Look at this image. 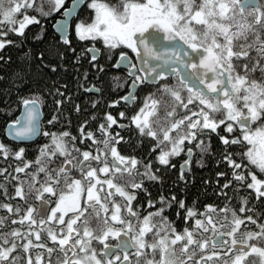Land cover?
I'll use <instances>...</instances> for the list:
<instances>
[{
    "label": "snow or ice",
    "instance_id": "1",
    "mask_svg": "<svg viewBox=\"0 0 264 264\" xmlns=\"http://www.w3.org/2000/svg\"><path fill=\"white\" fill-rule=\"evenodd\" d=\"M84 3L93 10L87 16L78 11L82 0H0V49L23 46L26 28L40 24L31 36L39 46H29L19 66L0 73V116L6 121L0 139V229H6L0 231V264H264V222L259 213L245 215L252 211L249 195H239L254 190L264 201V0ZM48 27L51 37L41 43ZM73 31L80 40L102 41L105 51L93 43L77 52ZM117 51L115 63L125 74L107 79L111 89L126 91L107 104L135 111L93 112L74 134L65 109L74 94L65 92L67 84L49 87L48 73L67 70L66 60L77 66L87 60L99 80L112 61L102 64L97 57ZM88 75L85 68L83 78ZM90 88L103 91L96 84ZM140 89L146 92L136 107ZM102 102L103 96L90 101ZM93 119L99 120L95 130L89 127ZM132 125L138 146L145 137L155 141L148 148L153 159L118 149V143H131L121 132ZM213 134L219 152H213ZM34 139L42 142L29 158L27 145ZM181 154L186 158L177 182L184 185L191 183L193 160L201 166L211 154L224 166L214 183L204 181L217 196L228 197L222 207L206 203L198 209L195 200L186 205L183 195L176 203L175 192L152 198L146 182L164 183L154 163L167 167ZM174 203L176 218H170L165 213ZM37 248L46 259L40 252L33 259Z\"/></svg>",
    "mask_w": 264,
    "mask_h": 264
},
{
    "label": "trees",
    "instance_id": "2",
    "mask_svg": "<svg viewBox=\"0 0 264 264\" xmlns=\"http://www.w3.org/2000/svg\"><path fill=\"white\" fill-rule=\"evenodd\" d=\"M109 3L115 2V0H107ZM89 15V12L87 13ZM40 27L37 29L34 26H29L26 28V35L23 37L27 42L23 46L17 47L16 45H13L11 47H5L4 49L0 50V56H10L11 62L4 63L3 61H0V73H7L10 71L13 67L19 66L18 61L25 58L22 56L23 53H25L26 49L31 46L32 48H37L39 45L36 42H33L31 39V36L34 35L37 31H39ZM46 35L43 37L41 43L43 40H47L51 37V29H46ZM9 39H19L20 37H17L15 34H10ZM73 45L75 46V49L77 52H80L81 50H85L84 45H87L86 41H78L73 39ZM117 53V52H116ZM113 56L111 52H109L106 57L100 56L98 61L99 63H102L101 59H108V57ZM104 62V61H103ZM65 63L68 64L67 70L61 69L57 73H48V86L49 87H57L59 85L67 84V88L65 89V92L68 91L73 92L74 99L70 104L65 105V109L69 112H71V128L70 130L75 134L77 132L78 123L82 122L85 119H89L91 117V114L93 112H96L98 114H102L103 111H108L110 108L107 104V100L111 99V97L114 94L115 89L110 88V81L107 79V74H103L99 77V80L94 79V77L97 76V73L95 71H92L88 65L87 60L82 61V63L77 66L75 64H72L70 61L66 60ZM103 64V63H102ZM107 65V64H106ZM110 66V65H107ZM106 66V67H107ZM79 67V72L74 71ZM85 68H89L90 75H88L86 78H83V72ZM47 72V70H45ZM59 77V78H58ZM77 77H81L79 84L80 92L77 93V85L78 80ZM92 84H96L97 87H102L103 91L101 93H94L88 91V87ZM97 96H103V102L99 105L92 106L90 101L93 99H96ZM15 98H13L14 100ZM3 100V97H0V101ZM79 103L81 105V111L79 114L75 112V104ZM17 114V113H16ZM9 118H14L13 116H10ZM6 123L5 118L3 116H0V139H4L3 134V126ZM99 124L98 119L91 120L89 127L92 129H96L97 125ZM221 132V129H220ZM224 133V132H221ZM212 149L213 152H219L221 149L217 148L218 143V137L213 134L212 137ZM132 141L131 139H129ZM41 140H35L33 143L27 145L29 148V151L27 153V156L29 158L34 157V152L31 150L36 145L41 143ZM123 143L119 144V149L122 148ZM133 144V142H132ZM135 148L136 141L134 139ZM131 149L129 146V143H125L124 149ZM1 162V161H0ZM9 164L11 167H14V163L9 161ZM196 167V166H195ZM217 171H225V168L223 165L217 166L214 163V159L211 154H207L205 157V163L201 166H197L196 168H191V183L188 185H184L183 182H177V178L175 174H171L170 171H163L164 176V183L161 185L160 182H155L152 186V189L150 190L152 194V198H155L157 195L160 194L161 191L165 195L170 194L171 192H175L177 194V201L178 203L179 197L183 195L186 200V205H190L193 203V201H196V207L203 208V205L206 203H214L217 206H223L224 201L228 199L227 196H217L215 190L212 187V184H205L204 181L206 179H210L213 183L216 180V172ZM226 175H230V173H226ZM192 176H194V179H192ZM220 184L224 183V179L221 178L219 181ZM183 188V191L181 189ZM13 190V186L9 185V193ZM2 191V190H0ZM228 193V196L233 197L232 206L236 207L238 209L239 207V201L237 199V195L233 193L232 188H228L225 190ZM140 197L145 201L147 199L145 193L141 191L139 193ZM240 196L243 195H249V201L248 205L250 208H252L251 212L245 213V215L251 214L253 216H257V213H259V216L257 217L260 221L264 222V201H261L260 199H257L253 196L252 191L251 192H244L243 190L239 193ZM2 199V197H0ZM14 202V201H13ZM176 203H174L169 211H166V215H168L170 218H176L175 212H176ZM158 206V205H157ZM0 210V215H3ZM182 220V217L179 218ZM9 227H11V224L9 223ZM249 227L252 229H256L255 224H250ZM6 229H0V231H5ZM15 254V253H13ZM23 257V253L21 254Z\"/></svg>",
    "mask_w": 264,
    "mask_h": 264
},
{
    "label": "flooded vegetation",
    "instance_id": "3",
    "mask_svg": "<svg viewBox=\"0 0 264 264\" xmlns=\"http://www.w3.org/2000/svg\"><path fill=\"white\" fill-rule=\"evenodd\" d=\"M39 2H40V0H36L37 5H39ZM79 12H80V15L81 16H87V13L88 12H89V14L91 13V9H87L86 4L84 3V5L79 9ZM52 22L53 21L49 20L48 21V24L50 25ZM29 26H34V27H36L38 29L40 27V24L39 23H36V22H33ZM47 29H51V28L48 27ZM73 39L74 40H78V41H86L87 42V45H84L85 50L88 49L93 43L96 44V47L97 48H101V43L99 41H93L91 39L80 40L79 38L75 37L74 35H73ZM119 50L120 51H123L125 49L124 48H120ZM101 51H105V49L101 48ZM86 54L89 56V58L91 57V53H86ZM118 55H119V52L117 51V53H115V55L108 57V59H111L112 63H111L110 66H107L106 65L107 67L110 68V72L109 73H105V74H107V76H109V75H116L117 73H119L121 76H123L125 74V68L124 67H118L116 65V63H115V59H116V57H118ZM99 57L100 56L97 57L98 61H100ZM103 57H106V55H102V58ZM108 59H101V61H102V63H105L106 60H108ZM89 88H90V86L88 87V91H89ZM123 91H126V89H124ZM123 91L122 90L115 89L114 94L111 97V99H116L119 95H123ZM90 92H92V91H90ZM145 92H146L145 89H140V91L137 93V95L140 96L141 99L136 104V107H139V103H142L143 102V95L145 94ZM94 93L98 94V92H96V91ZM109 107L110 108L108 109V111H111L113 113V115H117V116H118L119 111L122 108H125V107H126L127 114L129 116H131V114L135 111V108H133L132 105L125 106L123 103H121L119 106H109ZM122 122L124 124H128V121L127 120H122ZM117 128H118V125H117ZM134 129H135V126L132 125L129 128H126L125 130H123L121 132V135L126 136V137H128L129 139L132 140L131 143H129V146H130L131 149H127V148L124 149L125 143H123L122 145H120V146H122L121 149H119V144L120 143H118V149L123 154H126V155H133L134 154V155H137L138 157H144L145 158V162H147V160H149V159H153V157L155 156V152H152L151 154L148 153V148L150 147L149 141L151 140V138H146V137L143 138L141 140L142 147L141 146H138L136 144L137 147L135 148L134 139L136 141L137 139H140V137H139V134L138 133H135L134 134ZM115 130H116V128L112 129V131H115ZM97 135H99L98 132H97ZM2 136L4 138V133L2 134ZM132 142H133V144H132ZM151 142L154 143L155 141L154 140H151ZM185 158L186 157L183 154H181V155H178L177 157L172 158L171 159V164L169 166H167V167L160 165L158 162H155L154 165H153V167L156 168V169H159V171L157 172L158 175H162L163 174V171H166L167 170V171H170L171 174H175L176 175V178H178L179 172H180V162H181V160H183ZM173 165H174V167H173ZM4 166H5L4 162L1 161L0 162V167H4ZM195 166L197 167L198 165H196L195 164V161L193 160L192 161V164H191V168H196ZM12 168H14V167H12ZM157 183H159V182L157 181ZM152 186H153V183H147L146 182V187L149 188V191L152 189ZM251 191L253 193V196L255 198H257L256 195H255L254 190H249V192H251ZM139 202L140 201H137V203H139ZM145 202H146V200H145ZM41 239L44 242L50 243V241H47V238H46V235L45 234H42ZM33 240H34V243H36L35 238H33ZM17 251H20V250L18 249ZM37 252L42 253V255H43V257L45 259L47 258V252L45 250H43V249L37 248V249H34L32 251V253H31L33 259L35 258V255L37 254ZM21 254H22V252H21Z\"/></svg>",
    "mask_w": 264,
    "mask_h": 264
},
{
    "label": "water",
    "instance_id": "4",
    "mask_svg": "<svg viewBox=\"0 0 264 264\" xmlns=\"http://www.w3.org/2000/svg\"><path fill=\"white\" fill-rule=\"evenodd\" d=\"M84 5V0H82V6ZM80 9V8H79ZM79 9H78V11H79ZM117 65V64H116ZM118 67H124V66H121V65H117ZM89 91H92V92H95V90H93V89H91V88H89ZM34 140H36V139H34ZM33 140V141H34Z\"/></svg>",
    "mask_w": 264,
    "mask_h": 264
},
{
    "label": "rangeland",
    "instance_id": "5",
    "mask_svg": "<svg viewBox=\"0 0 264 264\" xmlns=\"http://www.w3.org/2000/svg\"><path fill=\"white\" fill-rule=\"evenodd\" d=\"M92 11H93V10H91V12H92ZM73 35H74V32H73ZM85 39H91V38H89V37H85L84 40H85ZM91 40H92V39H91ZM99 42H100L101 45H102V41H99ZM221 132H224L223 128H221ZM221 134H223V133H221Z\"/></svg>",
    "mask_w": 264,
    "mask_h": 264
},
{
    "label": "bare ground",
    "instance_id": "6",
    "mask_svg": "<svg viewBox=\"0 0 264 264\" xmlns=\"http://www.w3.org/2000/svg\"><path fill=\"white\" fill-rule=\"evenodd\" d=\"M1 212L3 213V212H4V210H1ZM21 264H23V261L21 262Z\"/></svg>",
    "mask_w": 264,
    "mask_h": 264
}]
</instances>
